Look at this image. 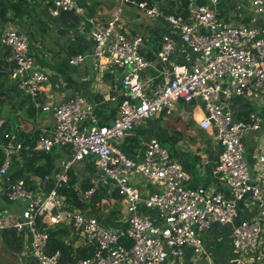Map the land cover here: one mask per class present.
Wrapping results in <instances>:
<instances>
[{
  "label": "built area",
  "instance_id": "2783aa9c",
  "mask_svg": "<svg viewBox=\"0 0 264 264\" xmlns=\"http://www.w3.org/2000/svg\"><path fill=\"white\" fill-rule=\"evenodd\" d=\"M47 1L52 14L71 9L83 14L76 0ZM221 1L177 0L179 9L165 12L158 2L120 0L109 21L86 18L83 25L92 41L90 49L71 55L67 62L82 65L89 58L96 87L106 73L120 72L117 97L122 100L109 124L98 122L94 103L82 95L42 104L38 96L49 85L51 72L35 64L29 35L18 21L0 26V44L8 50L6 61L11 65L10 79L37 109L51 111L54 118L52 129L40 131L30 145L18 137L17 129L6 131L0 143V194L11 202L24 203L13 222L0 213V230L12 226L17 234H31L26 248L29 246L36 264H161L170 258L181 259L188 248L201 254V233L215 224L232 227V246L239 259L264 264L260 257L264 116L250 111L238 118L234 108L237 98L264 108V0H249L262 25L225 22L216 12ZM126 4L172 28V33L161 35L154 75L145 74L154 66L143 52L145 37L130 32L122 19ZM177 40L191 55L184 62L170 61L178 49ZM111 99V95L105 96V100ZM180 102L202 104L204 116L198 125L222 146L214 185H186L182 165L155 137L144 140L142 154L136 157L116 144L145 119L171 115ZM3 123L0 117V126ZM251 133L255 145L249 158L245 138ZM55 148L68 151L62 152L51 174L11 176L15 162L22 163L21 150L48 153ZM88 164L94 168L88 176L89 186L82 188L79 179L73 185L77 195L89 202L102 187L105 194L94 205L79 209L62 191L71 185V171L74 175L78 170L90 173L85 170ZM141 180L152 189L141 192L136 186ZM221 185L231 198L220 190ZM117 202L125 208V227L109 226L89 212ZM246 202L254 207L255 215L238 219V206L249 207ZM58 225L70 228L66 242L74 239V249L94 246V255L63 261L60 250L49 252L48 229Z\"/></svg>",
  "mask_w": 264,
  "mask_h": 264
},
{
  "label": "crops",
  "instance_id": "0c3cea01",
  "mask_svg": "<svg viewBox=\"0 0 264 264\" xmlns=\"http://www.w3.org/2000/svg\"><path fill=\"white\" fill-rule=\"evenodd\" d=\"M112 2L113 0L110 3H107L105 0H76V5L82 8L83 14H86L87 17L102 19V17L108 18L110 13L114 11V8L112 9V5H110ZM243 3L244 0H222L218 3L216 12L225 22L256 23L262 25L263 21L252 10L245 9ZM50 5L51 2L47 0H30V13L23 17L24 21H18L24 31L29 35L31 52L33 53L35 64L51 72L49 85L38 96V100L42 104L58 103L64 98L82 95L89 102L94 103L95 113L100 124L111 123L116 117L118 109L117 96L121 89L119 81L120 72L106 73L103 81L96 87L91 70V60L89 58L82 65H69L67 59L71 55L69 56L67 54L65 43H79L81 45V51L78 53H82L90 49L92 41L85 25H82V27L77 25L73 29L67 28L66 25L61 24V11L58 14L50 13ZM128 7L124 23L129 31L132 32L134 28H139L145 21L143 20L141 22V19L131 17L135 14L137 15V12L134 10L138 9L132 5ZM161 9L165 10V12L176 11L179 9V4L176 0H165V2H161ZM149 19H151V21L149 20V23H151L150 27H146L145 24L138 34H142L145 37L143 52L154 63V66L148 68L145 74L154 75V67L158 65L157 52L161 35L164 33H172V28L162 19L155 17ZM36 24H40V26ZM133 33L136 32L134 31ZM177 44L178 49L170 61L184 62L191 58V55L187 53V49L180 40H177ZM7 54L8 50L0 44V61L4 62L2 68L5 69L4 71H8L5 80L4 76L0 78V82L4 81L0 84V117L6 121V130L17 129L18 137L26 141L29 137L36 134L37 131L35 137L40 131L51 130L54 125V118L51 111L33 107V101L29 95L22 93L16 88L8 74L11 65L6 61ZM62 64L67 67L65 75L70 82H67L64 78L65 76L58 70ZM106 95H111L113 99L105 100ZM179 104H177L176 110L171 115L164 116L159 114L155 117L145 119L143 123L134 128L129 136L119 139L116 144L122 151L132 157H136L142 154L144 148L143 143L147 137H155L161 144L165 142L170 143L172 146L174 145L172 149H168L171 158L179 162L187 174L186 185L192 187L198 185H214L217 183L215 168L222 152V146L212 140L210 131L202 130L198 125V122L204 116L201 103H184V106ZM234 108L236 117L238 118L243 116L245 118L250 111L259 112L264 116V108L262 106L256 103L243 104L238 98L235 99ZM253 136L251 133L245 138L247 156L249 158H251L255 145ZM201 138H204V142L202 143L200 142ZM195 139L197 142L190 144L188 150L185 143ZM32 142L26 144L30 145ZM200 148L203 152L199 150ZM16 162L18 166L21 164L19 161ZM136 186L141 192L152 189L151 186L146 185L142 180L137 182ZM219 188L228 198H231L228 190L224 186L221 185ZM16 202L20 203L21 211L24 203L21 201ZM247 205L251 208L245 206L243 203L239 204L238 219H249L255 215L254 207L248 203ZM1 207L0 213L6 216L10 222L15 221L20 215V212L16 214L13 210L8 211L9 209L6 210L4 206ZM5 212L8 214H5ZM89 212L96 215L103 223L109 226H126V212L124 205L120 202L112 206L104 205L101 208L91 209ZM144 212L154 214L150 210H144ZM24 233L17 234L22 243V248L19 251L13 252L3 246L1 242L0 246L1 248L4 247V250L9 251L16 257V264H36L29 252V246L26 248L32 236L28 232L25 233L27 235L25 236ZM201 238L203 241V252L201 254L197 255L188 248L185 251V256L181 259L170 258L161 264H205V261L208 264H256L252 261L239 259L238 254L232 246V227L230 225L220 226L215 224L209 231L201 233ZM260 257L264 260V234ZM2 263L0 262V264Z\"/></svg>",
  "mask_w": 264,
  "mask_h": 264
},
{
  "label": "trees",
  "instance_id": "16d2710c",
  "mask_svg": "<svg viewBox=\"0 0 264 264\" xmlns=\"http://www.w3.org/2000/svg\"><path fill=\"white\" fill-rule=\"evenodd\" d=\"M136 1L138 2L147 1L149 5L154 2H159V3L162 2V0H136ZM183 1L184 3H186V0ZM197 1L200 3H204L206 0H197ZM29 13H30V0H10V2L6 6H2L0 8V26H2L6 22H13V21L22 22L24 21L23 17ZM78 16L80 15H78L75 12V10L61 11L60 14L61 24L66 25L67 28L73 29L74 26H76V23L79 19ZM66 49H67V54L70 56L72 54L81 51V45L77 42H70V43L68 42ZM3 63L4 62L0 61V78L4 76L5 77L4 80H5L8 71H4L5 69L2 68ZM58 70L61 71L62 74L65 76L64 77L65 80L67 82H70L68 77L65 75L67 67L64 64H62ZM3 82L4 81L0 82V84H2ZM121 100L122 97H119L117 101L118 106L121 103ZM32 106L34 107V105ZM241 118H244V116ZM5 124L6 121H4L3 125L0 126V133H1L0 142L4 141V133L8 131L6 130ZM36 134H34L32 137H29L25 141V143H31L32 140H34ZM67 151L68 150L66 148H61V149L55 148L48 153H42V152L36 153L33 152L32 150L23 149L20 151V155L22 158V163H21L22 166L21 165L18 166V163L15 162V166L10 170L11 176L14 178H25L26 174L40 175V176L51 174L57 167L56 158L58 156L61 157L62 152H67ZM1 161H2V155L0 151V164ZM85 170L90 173H85L78 170L77 175H74V171H71L70 173L71 185L67 187V189L62 191L67 193L69 203L79 209H86L89 205H94L105 194V188L102 187L99 192L93 195L92 199L89 202L82 201L79 198V196L76 193L77 191L75 190L73 185L74 183L78 182L79 179H81V187L87 188L89 186L88 176L89 174H92L94 168L90 164H88ZM0 201H9V200H7L3 194H0ZM0 209H2L1 205H0ZM48 232H49L48 251L52 252L57 249L60 250L63 261H73L77 258L93 256L95 253L94 246L78 247L74 249L72 245L74 239L71 240L68 239V241L66 242V238H68L67 236L71 235V230L69 227H63L58 225L56 227L48 229ZM0 242L2 243L3 246L7 247L13 252H17L22 248L21 239L17 236V233L12 226L5 227L2 230H0Z\"/></svg>",
  "mask_w": 264,
  "mask_h": 264
},
{
  "label": "rangeland",
  "instance_id": "374dc122",
  "mask_svg": "<svg viewBox=\"0 0 264 264\" xmlns=\"http://www.w3.org/2000/svg\"><path fill=\"white\" fill-rule=\"evenodd\" d=\"M107 3H110L111 2V0H105ZM177 1V0H176ZM10 2V0H0V8L2 7V6H6L8 3ZM147 2V1H146ZM163 2H165V0H163L162 1V3ZM114 3H116L115 5H114ZM159 3V2H158ZM117 4H120V0H113V2H112V4H110V5H112V9L113 8H115L116 7V5ZM121 4H122V1H121ZM159 4H161V3H159ZM244 5V8L245 9H249V10H251V5H250V1L249 0H244V3H243ZM130 5H132V4H126V8L124 9V12H123V14H122V19H124L125 18V15H126V13L128 12V9H127V7L129 6L130 7ZM132 6H134V5H132ZM128 7V8H129ZM135 7V6H134ZM81 8V7H80ZM82 9V8H81ZM71 10H74V9H71ZM134 11H136L137 12V15L135 14L134 16H131V17H134V18H139V19H141V22L144 20L145 22L144 23H142L140 26H139V28L137 27V29H135L134 28V31L136 32V33H138V32H140L141 31V29L145 26V24H146V27H150V24L151 23H149V20L151 21V19H149V18H151L150 16H147L146 14H143L141 11H139V10H134ZM76 12V11H75ZM115 11H112L111 13H110V16L108 17V18H103L102 17V19L101 18H97V19H99L101 22H107V21H109V19L111 18V15L114 13ZM77 13V12H76ZM78 14V13H77ZM79 15V14H78ZM79 17V19H78V21H77V23H76V26L77 25H79V27H82V25L83 24H85L86 23V18H87V15L86 14H82V15H80V16H78ZM37 21V20H36ZM228 22H230V21H228ZM36 25H38V26H40V24H36ZM71 30V29H70ZM134 31H132V33L134 32ZM67 45H68V43L66 42L65 43V47H67ZM34 105V104H33ZM179 105H183L184 106V103H182V102H180V104ZM35 107V106H34ZM36 108V107H35ZM37 109V108H36ZM45 114H47V113H45ZM195 142H197V140L195 139V140H193V141H187V143H185V146H186V148L188 149V147L190 146V144H194ZM200 142L202 143V142H204V138H201L200 139ZM163 144V146H165L167 149H172L173 148V146H172V144H170V143H167V142H165V143H162ZM195 149H197V148H195ZM189 150V149H188ZM201 152H203V150L200 148L199 149ZM246 155H247V151H246ZM61 157L60 156H58L57 158H56V162H58V160L60 159ZM0 205L1 206H4V208L7 210V209H9L8 211H10V210H13L14 211V213H19L20 212V207H21V205H20V203L19 202H15V201H12V202H10V201H0ZM5 214H8L7 212H5ZM3 247V246H2ZM4 248V247H3ZM3 248H1V246H0V262H3L4 264H16L17 263V261H16V257L13 255V254H11L9 251H6V250H4Z\"/></svg>",
  "mask_w": 264,
  "mask_h": 264
},
{
  "label": "water",
  "instance_id": "95a60500",
  "mask_svg": "<svg viewBox=\"0 0 264 264\" xmlns=\"http://www.w3.org/2000/svg\"><path fill=\"white\" fill-rule=\"evenodd\" d=\"M0 115H1V113H0ZM204 263H205V264H208L207 261H205Z\"/></svg>",
  "mask_w": 264,
  "mask_h": 264
}]
</instances>
